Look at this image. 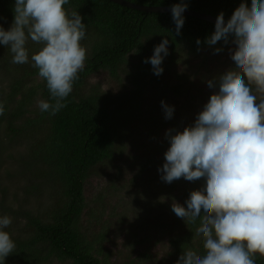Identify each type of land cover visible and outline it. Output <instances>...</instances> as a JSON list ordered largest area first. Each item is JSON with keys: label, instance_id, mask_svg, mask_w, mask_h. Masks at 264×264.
I'll return each instance as SVG.
<instances>
[{"label": "trees", "instance_id": "1", "mask_svg": "<svg viewBox=\"0 0 264 264\" xmlns=\"http://www.w3.org/2000/svg\"><path fill=\"white\" fill-rule=\"evenodd\" d=\"M130 1L163 6L180 2ZM183 2L188 9L214 16L222 12L224 19L228 20L242 0ZM246 2L251 5V0ZM14 4L15 0H0V26L5 30L12 25ZM64 8L69 14L77 11L86 25L85 38L80 42L86 49V59L84 69L78 73L79 78L73 82L72 92L63 101L65 107L55 115L41 112L38 106L32 110L38 97L54 103L47 82L39 77L33 63L23 68L22 64L12 63L13 54L0 44V57H8L2 60L3 65L12 70V67L9 68L12 63L17 70L6 73L9 90L0 94V104L4 107V113L0 115V139L3 137L2 128L8 136L10 134V143L29 128L45 129V135L30 146L25 157L18 160L31 182L25 192L34 193L40 190L41 185V188L45 186L51 190L50 197L53 198L45 216L31 209L12 208L16 209L19 217L25 218L28 229L23 234L5 229L16 247L3 264L114 263V252L107 247L109 217L112 218V214L105 213L104 196L99 195L92 201L88 199L86 183L99 163L114 157L124 125L138 114L136 108L142 105L147 74L151 69L144 61L151 55L152 49L168 38L172 58L175 59L182 48L197 54L210 46L206 39L215 31V23L182 14L184 24L177 34L171 12H145L111 0H68ZM198 39L200 44H197ZM27 42L36 46V52L41 47L30 39ZM132 58L136 60L138 70L130 74L133 83L130 90L114 95L98 85L90 90L85 88L89 77L102 70L117 78L122 66ZM0 91H3L2 87ZM200 179L204 184L197 190L206 184L204 178ZM198 226L199 220L195 224L185 221L184 230L169 238L171 251L164 264H177L179 256L188 249L204 253L203 239L196 235ZM254 261L255 264H264V255L257 253ZM127 262L153 264L147 251L129 258Z\"/></svg>", "mask_w": 264, "mask_h": 264}, {"label": "clouds", "instance_id": "2", "mask_svg": "<svg viewBox=\"0 0 264 264\" xmlns=\"http://www.w3.org/2000/svg\"><path fill=\"white\" fill-rule=\"evenodd\" d=\"M67 3L15 0L11 27L0 26V44L9 48L14 64L29 62V39L41 45L31 61L46 80L54 103L40 100L38 107L52 115L65 107L63 101L86 59L80 43L86 25L77 11H66ZM186 8L180 0L170 9L177 34ZM218 41L235 45L230 50L235 68L220 76L218 92L210 96L194 125L170 135L165 163L158 169L167 183L181 177L206 181L204 188L191 192L187 207L172 204L178 217L193 224L199 220L196 235L204 248L203 254L183 251L177 264H255L254 256L264 255V0H251L250 6L242 0L226 23L221 12L206 43ZM168 45L164 38L144 61L156 76L164 71ZM208 86L213 87L211 80ZM161 106L170 119L173 107L163 100ZM11 222L8 216L0 217V264L16 247L5 231Z\"/></svg>", "mask_w": 264, "mask_h": 264}, {"label": "rangeland", "instance_id": "3", "mask_svg": "<svg viewBox=\"0 0 264 264\" xmlns=\"http://www.w3.org/2000/svg\"><path fill=\"white\" fill-rule=\"evenodd\" d=\"M26 46L29 62L22 64L21 68L33 63L31 56L36 52V46L29 42ZM234 47L231 42L224 44L220 41L201 49L197 54L182 48L175 59L169 54L164 57V71L160 76L153 73L148 63L151 69L147 74L142 105L136 108V118L124 125L123 136L117 144L114 157L94 168L85 187V193L91 201L99 195L104 196L105 213L112 214V218L109 217L107 247L114 252L113 264H129V258L144 251L151 254V263L164 264L171 251L169 238L184 230L185 220L174 213L172 204L179 203L185 207L191 192L204 183L201 179L188 181L184 177L167 183L161 179L162 173L158 169L165 163L170 135L194 125L210 96L218 92L220 76L235 68L230 51ZM217 48L221 50L217 52ZM153 52L154 48L147 57L150 58ZM4 58L8 57H0V87L3 88L0 94L9 90L6 73L17 71L12 63L9 65L12 70L5 68L2 63ZM136 65V60L130 59L122 66L117 78L102 70L89 77L85 88L90 90L98 85L103 91L114 95L130 90L133 87L130 74L138 70ZM210 80L213 87L208 86ZM40 100V97L36 99L32 110ZM162 100L173 107L170 119L165 118ZM4 131L2 128L3 137L0 139V217H10L12 222L7 228L13 229L15 234H23L28 229L26 220L12 208L31 209L45 216L53 202L48 187L41 188L40 185V190L34 193L25 192L31 182L18 160L28 154L30 146L43 137L46 131L43 127L38 130L36 127L29 128L17 139L14 137L16 140L12 143L8 140L10 134L8 136Z\"/></svg>", "mask_w": 264, "mask_h": 264}, {"label": "water", "instance_id": "4", "mask_svg": "<svg viewBox=\"0 0 264 264\" xmlns=\"http://www.w3.org/2000/svg\"><path fill=\"white\" fill-rule=\"evenodd\" d=\"M111 1L128 6L130 8L139 9L145 12H171L170 9L172 7V6H163V5H145V4L132 2L130 0H111ZM183 14L191 15L197 18H201V19L213 22V23H215L217 19V16H214L212 14H208L206 12H201V11L192 10L188 8L185 9ZM226 22L227 20L225 19V23Z\"/></svg>", "mask_w": 264, "mask_h": 264}]
</instances>
